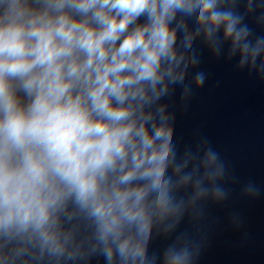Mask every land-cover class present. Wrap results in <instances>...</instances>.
<instances>
[{
  "label": "clouds",
  "instance_id": "1",
  "mask_svg": "<svg viewBox=\"0 0 264 264\" xmlns=\"http://www.w3.org/2000/svg\"><path fill=\"white\" fill-rule=\"evenodd\" d=\"M178 13H195L210 37L223 25L244 60L264 45L250 48L239 18L217 11L216 0H0L5 259L25 245L64 256L72 237L61 218L79 212L109 261L115 253L121 264H143L149 194L161 213L171 210L173 131L163 107L152 109L184 79L175 47L181 25L171 26ZM196 80L202 85L203 74ZM207 155L206 163L217 159L211 149ZM185 260L169 254V264Z\"/></svg>",
  "mask_w": 264,
  "mask_h": 264
}]
</instances>
